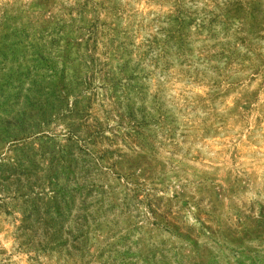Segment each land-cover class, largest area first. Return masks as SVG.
Masks as SVG:
<instances>
[{
	"label": "rangeland",
	"instance_id": "rangeland-1",
	"mask_svg": "<svg viewBox=\"0 0 264 264\" xmlns=\"http://www.w3.org/2000/svg\"><path fill=\"white\" fill-rule=\"evenodd\" d=\"M0 264H264V0H0Z\"/></svg>",
	"mask_w": 264,
	"mask_h": 264
}]
</instances>
